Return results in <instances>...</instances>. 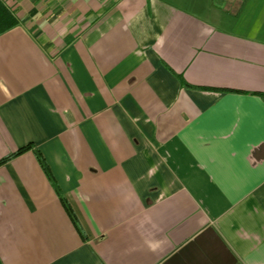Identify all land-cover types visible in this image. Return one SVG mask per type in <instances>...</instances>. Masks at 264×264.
<instances>
[{"label": "crops", "instance_id": "0c3cea01", "mask_svg": "<svg viewBox=\"0 0 264 264\" xmlns=\"http://www.w3.org/2000/svg\"><path fill=\"white\" fill-rule=\"evenodd\" d=\"M3 1L0 264H264V0Z\"/></svg>", "mask_w": 264, "mask_h": 264}, {"label": "trees", "instance_id": "16d2710c", "mask_svg": "<svg viewBox=\"0 0 264 264\" xmlns=\"http://www.w3.org/2000/svg\"><path fill=\"white\" fill-rule=\"evenodd\" d=\"M17 22H18V19L15 16V14L9 9V7L6 5V3L3 0H0V33L4 32L8 28L14 26L15 24H17ZM184 84H186V83H184ZM29 147H30L29 145L20 147L17 150L9 153L8 155L0 158V164L3 163L4 161H6L7 159L11 158L12 156L20 154L21 152L28 149ZM40 160H42V159L40 158ZM41 163L43 165V162H41Z\"/></svg>", "mask_w": 264, "mask_h": 264}]
</instances>
